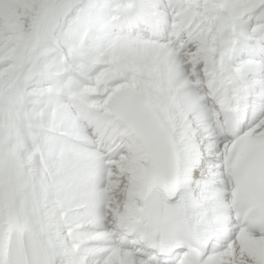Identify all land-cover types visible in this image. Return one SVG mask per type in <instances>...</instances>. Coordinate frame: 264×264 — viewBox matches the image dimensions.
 Here are the masks:
<instances>
[{"label":"snow or ice","instance_id":"snow-or-ice-1","mask_svg":"<svg viewBox=\"0 0 264 264\" xmlns=\"http://www.w3.org/2000/svg\"><path fill=\"white\" fill-rule=\"evenodd\" d=\"M0 264H264V0H0Z\"/></svg>","mask_w":264,"mask_h":264}]
</instances>
